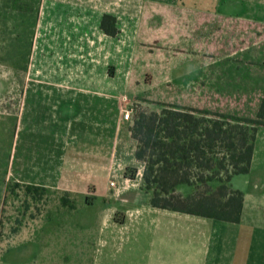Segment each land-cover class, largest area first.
<instances>
[{
	"label": "crops",
	"instance_id": "crops-1",
	"mask_svg": "<svg viewBox=\"0 0 264 264\" xmlns=\"http://www.w3.org/2000/svg\"><path fill=\"white\" fill-rule=\"evenodd\" d=\"M23 1L34 10L10 14L0 7V69L29 76L9 84L0 80V96L1 90H11L8 101L0 102V177L43 188L51 199L69 200L74 213L96 207L106 229L138 224L148 241L139 264H264V181L249 179L245 189L233 185L244 193L239 224L153 208L150 201L134 209L136 196L126 194L135 187L143 190L144 164L136 159L133 123L124 119L116 92L148 87L143 76L154 72L150 85L176 90L177 106L256 119L264 99V0L222 1L223 8L236 12L221 10L220 4L207 9L143 0L132 29L130 7L119 11L125 28L121 38L101 29L105 15L117 17L114 10L93 15L60 1ZM179 9L191 15L187 62L175 54L136 50L146 26L153 31L166 25L171 46L181 49L180 21L171 17ZM243 40L245 48H236ZM154 57L160 59L149 64ZM182 90H188L187 101ZM225 103L252 107L207 106ZM9 135L11 144L4 149ZM261 168L264 127L247 176ZM130 169L138 171L134 180L127 175ZM115 178L122 184L116 185L117 194L110 186ZM119 212L122 225L114 219Z\"/></svg>",
	"mask_w": 264,
	"mask_h": 264
},
{
	"label": "rangeland",
	"instance_id": "rangeland-1",
	"mask_svg": "<svg viewBox=\"0 0 264 264\" xmlns=\"http://www.w3.org/2000/svg\"><path fill=\"white\" fill-rule=\"evenodd\" d=\"M8 1L10 2L8 4ZM41 1V0H36ZM52 2H63L65 6L78 8L84 14L86 11L106 12L114 10L117 12V28L119 37L124 28V21L119 11H122L123 6L130 7L128 13L131 14V29L135 24V20L141 16L138 13L137 7L143 0H51ZM159 2L175 3L180 5H195L200 8L212 9L222 1H238V0H152ZM245 1V0H241ZM4 3V6H3ZM17 5V6H16ZM0 7H6L10 14L12 11L26 12L34 10L33 5L28 1L23 0H0ZM221 10H229L236 12V8H223ZM223 8V9H222ZM39 10V9H38ZM142 11V10H141ZM179 23V37L181 49H174L171 45L172 38L169 26L162 28L157 27L153 31L146 26L140 36L138 48L147 52H155L159 54H173L179 56V60L185 59L189 53L188 45V17H191L190 11L187 9H179L174 11ZM15 13V12H14ZM11 16V15H10ZM128 23V22H127ZM168 23V22H167ZM129 26V23L127 24ZM121 38V37H119ZM140 38L142 42L140 41ZM123 39V38H122ZM176 39V40H178ZM165 40V41H164ZM140 42V44H139ZM177 42V41H176ZM238 42V43H237ZM235 47L238 49L245 48L243 41H237ZM196 42V50L199 49V44ZM262 49L263 42H259ZM192 50V49H191ZM185 57V58H184ZM160 57H154L155 64ZM29 60V59H28ZM27 60V64L29 61ZM7 63V62H5ZM9 63V62H8ZM31 63V62H30ZM0 72V80L10 83L14 80L28 79V74H15L8 71L7 68ZM96 75V74H95ZM105 74L100 73L99 79H103ZM124 74H117V77L123 79ZM74 76V74H68ZM155 74L147 73L145 81L147 86L137 87L135 89L122 90V94L117 89V96L120 97L123 103V117L127 111H131V121L134 123L135 110L140 106L149 112H160L164 106H177L173 104V90L169 88H158L150 85ZM181 96L183 100H188V90H182ZM121 94V95H120ZM11 97V90H1L0 99L3 104ZM182 99V98H181ZM213 105V104H212ZM207 105L216 109L222 110H237L240 107L245 109L252 106L236 104H219ZM182 107H189L182 106ZM243 111V110H242ZM262 128V127H260ZM259 128V129H260ZM11 137L5 136L3 148L10 146ZM262 169V168H261ZM232 179L233 187H241L245 189L247 180L253 182L264 181V170L254 172L249 175H239ZM117 187H122L119 178L113 179ZM252 182V181H251ZM234 188V187H233ZM238 188V189H239ZM180 191L187 195L191 192L190 187L183 186ZM244 191V190H243ZM114 193V192H113ZM243 193V192H242ZM115 194V193H114ZM244 194V193H243ZM136 196L137 204L135 208L143 209L144 205H148L151 195L139 187H135L129 191L126 196ZM53 198V197H52ZM133 202V201H131ZM69 200L60 201L51 199L50 194L46 191L28 190L25 185L16 186L13 183L5 182L0 177V264H139L140 258L144 257L146 246L148 244L145 234L140 232V226L136 223L129 222L127 227L117 226L113 229H106L102 224L101 218L98 216V208L85 206L79 209L77 213L72 212L75 206L71 205ZM79 205V202H76ZM112 220L108 216L105 220ZM115 223L122 225L124 214L121 212L115 216Z\"/></svg>",
	"mask_w": 264,
	"mask_h": 264
},
{
	"label": "trees",
	"instance_id": "trees-1",
	"mask_svg": "<svg viewBox=\"0 0 264 264\" xmlns=\"http://www.w3.org/2000/svg\"><path fill=\"white\" fill-rule=\"evenodd\" d=\"M101 29L116 37L117 19L105 15ZM260 127L264 99L256 119L171 105L149 112L139 106L131 132L136 159L144 164L141 187L151 194L150 206L239 224L244 194L231 181L250 173ZM137 173L130 169L127 175L134 180ZM183 186L191 192L183 194Z\"/></svg>",
	"mask_w": 264,
	"mask_h": 264
},
{
	"label": "built area",
	"instance_id": "built-area-1",
	"mask_svg": "<svg viewBox=\"0 0 264 264\" xmlns=\"http://www.w3.org/2000/svg\"><path fill=\"white\" fill-rule=\"evenodd\" d=\"M124 119H125V120H129V119H131V111H127V112L125 113V115H124ZM110 186H111V188L114 190V193L117 194V188H116V184H115L114 181H112V182L110 183Z\"/></svg>",
	"mask_w": 264,
	"mask_h": 264
}]
</instances>
